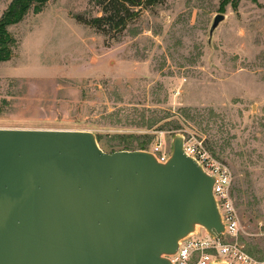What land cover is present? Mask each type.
<instances>
[{"label": "rangeland", "instance_id": "1", "mask_svg": "<svg viewBox=\"0 0 264 264\" xmlns=\"http://www.w3.org/2000/svg\"><path fill=\"white\" fill-rule=\"evenodd\" d=\"M76 14L102 12L50 0L9 27L17 44L0 62V128L90 130L107 152L171 153L177 134L201 144L233 177L239 231L224 242L264 261V0H160L123 31Z\"/></svg>", "mask_w": 264, "mask_h": 264}, {"label": "water", "instance_id": "2", "mask_svg": "<svg viewBox=\"0 0 264 264\" xmlns=\"http://www.w3.org/2000/svg\"><path fill=\"white\" fill-rule=\"evenodd\" d=\"M184 141L162 162L90 130L0 128V264H174L181 240L224 234L215 177Z\"/></svg>", "mask_w": 264, "mask_h": 264}, {"label": "built area", "instance_id": "3", "mask_svg": "<svg viewBox=\"0 0 264 264\" xmlns=\"http://www.w3.org/2000/svg\"><path fill=\"white\" fill-rule=\"evenodd\" d=\"M184 148L208 174L215 177L213 192L226 225V232L214 237L201 228L197 234L181 240L176 253L168 258L174 264H213L220 259L227 260L230 264H264V261L256 260L237 242H224L225 238L237 236L239 231L238 215L231 196L233 177L229 169L214 160L201 144L185 139ZM151 151L162 162L167 161L171 154L160 152L158 147Z\"/></svg>", "mask_w": 264, "mask_h": 264}, {"label": "trees", "instance_id": "4", "mask_svg": "<svg viewBox=\"0 0 264 264\" xmlns=\"http://www.w3.org/2000/svg\"><path fill=\"white\" fill-rule=\"evenodd\" d=\"M50 0H11L0 17V62L13 56L17 39L9 27L21 22L30 10L40 13ZM101 8L102 15L88 18L81 14L77 21L102 30L123 31L141 13V6L154 5L160 0H92ZM234 3L235 0H231ZM98 141L100 136L97 135Z\"/></svg>", "mask_w": 264, "mask_h": 264}, {"label": "crops", "instance_id": "5", "mask_svg": "<svg viewBox=\"0 0 264 264\" xmlns=\"http://www.w3.org/2000/svg\"><path fill=\"white\" fill-rule=\"evenodd\" d=\"M42 11H43V10H42ZM42 11H41V12H42ZM41 12H40V13H41ZM36 14H38V13H36ZM24 19H25V18H24ZM22 21H23V20H22ZM22 21H21V22H22ZM19 23H20V22H19ZM17 24H18V23H17ZM14 25H15V24H14Z\"/></svg>", "mask_w": 264, "mask_h": 264}]
</instances>
